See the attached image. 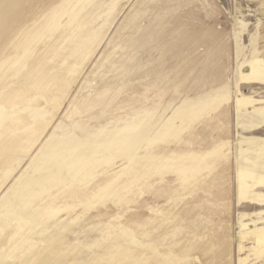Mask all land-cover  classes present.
Here are the masks:
<instances>
[{"label":"rangeland","instance_id":"1","mask_svg":"<svg viewBox=\"0 0 264 264\" xmlns=\"http://www.w3.org/2000/svg\"><path fill=\"white\" fill-rule=\"evenodd\" d=\"M0 264H264V0H0Z\"/></svg>","mask_w":264,"mask_h":264},{"label":"crops","instance_id":"2","mask_svg":"<svg viewBox=\"0 0 264 264\" xmlns=\"http://www.w3.org/2000/svg\"><path fill=\"white\" fill-rule=\"evenodd\" d=\"M223 149V148H222ZM222 149H219V151L218 150H216L215 152H214V157H216L217 159L218 158H220L222 155H223V150ZM211 158H212V156H211Z\"/></svg>","mask_w":264,"mask_h":264},{"label":"bare ground","instance_id":"3","mask_svg":"<svg viewBox=\"0 0 264 264\" xmlns=\"http://www.w3.org/2000/svg\"><path fill=\"white\" fill-rule=\"evenodd\" d=\"M139 1V0H138ZM40 51V50H39ZM6 82H8V78H6ZM9 90V89H8ZM9 93V92H8ZM15 93V92H14ZM3 96V95H2ZM12 105V104H11ZM130 118V117H129ZM8 122V121H7ZM11 124V123H10ZM9 124V125H10ZM5 125H6V123H5ZM6 127V126H5ZM9 129V131H12L13 129H14V127H10V128H8ZM16 129V128H15ZM12 136V135H11ZM12 140V139H11ZM13 142V141H12ZM10 143V142H9ZM173 248V247H172Z\"/></svg>","mask_w":264,"mask_h":264}]
</instances>
